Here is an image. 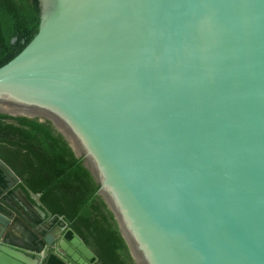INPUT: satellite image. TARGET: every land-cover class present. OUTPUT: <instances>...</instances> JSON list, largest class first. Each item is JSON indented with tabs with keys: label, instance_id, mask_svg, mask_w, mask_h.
Wrapping results in <instances>:
<instances>
[{
	"label": "water",
	"instance_id": "water-1",
	"mask_svg": "<svg viewBox=\"0 0 264 264\" xmlns=\"http://www.w3.org/2000/svg\"><path fill=\"white\" fill-rule=\"evenodd\" d=\"M39 2L38 34L0 68V114L69 141L136 264H264V0ZM61 232L40 254L0 245V264L49 247L97 261Z\"/></svg>",
	"mask_w": 264,
	"mask_h": 264
},
{
	"label": "trees",
	"instance_id": "trees-1",
	"mask_svg": "<svg viewBox=\"0 0 264 264\" xmlns=\"http://www.w3.org/2000/svg\"><path fill=\"white\" fill-rule=\"evenodd\" d=\"M39 0H0V68L16 58L39 32ZM0 159L21 180L24 192L52 220L77 234L94 252L93 264H136L119 225L99 196V183L72 146L46 120L0 114ZM0 169V186L5 188ZM39 218L37 223L43 224ZM46 235V232H44ZM44 243L32 248L36 254ZM43 264H69L49 247Z\"/></svg>",
	"mask_w": 264,
	"mask_h": 264
},
{
	"label": "flooded vegetation",
	"instance_id": "flooded-vegetation-1",
	"mask_svg": "<svg viewBox=\"0 0 264 264\" xmlns=\"http://www.w3.org/2000/svg\"><path fill=\"white\" fill-rule=\"evenodd\" d=\"M37 198L38 196L33 195L29 197L22 189L21 184L12 188H9L7 183L5 188L0 186V214L11 219L9 231L3 232L0 230V245L9 247L19 245L24 250L36 254L32 251V248L37 244H43L44 238L55 228L62 231L60 239L66 240L65 234L67 231L65 226L51 227L52 220L46 219V216L41 217L36 212L35 208H39L35 201ZM39 218L43 219V224L37 223ZM44 232H46V235Z\"/></svg>",
	"mask_w": 264,
	"mask_h": 264
}]
</instances>
